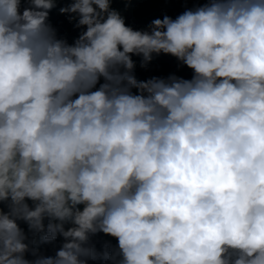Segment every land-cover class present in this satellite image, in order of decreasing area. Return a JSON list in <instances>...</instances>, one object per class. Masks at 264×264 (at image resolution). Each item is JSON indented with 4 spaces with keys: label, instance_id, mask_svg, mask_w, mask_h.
<instances>
[{
    "label": "clouds",
    "instance_id": "1",
    "mask_svg": "<svg viewBox=\"0 0 264 264\" xmlns=\"http://www.w3.org/2000/svg\"><path fill=\"white\" fill-rule=\"evenodd\" d=\"M56 6L0 0V264H264V0L144 31L111 0H72L73 44ZM160 54L193 77L139 81L132 57ZM25 230L64 243L40 255ZM99 233L118 246L98 251Z\"/></svg>",
    "mask_w": 264,
    "mask_h": 264
},
{
    "label": "trees",
    "instance_id": "2",
    "mask_svg": "<svg viewBox=\"0 0 264 264\" xmlns=\"http://www.w3.org/2000/svg\"><path fill=\"white\" fill-rule=\"evenodd\" d=\"M71 2L72 0H57V6L50 11L47 23L55 29L58 39L67 41V38L71 37L73 44L79 38L81 32L86 31V28L76 27L77 20L73 15L61 14L60 8L67 7ZM207 2L208 0H111V8L119 11L125 20L126 26L134 30L144 31L149 29V26L155 19H163L164 16L175 19L185 10L201 7ZM62 16L63 18H61ZM60 23H68V37L62 30H58L57 26ZM132 59L136 64L134 74L139 81H146L153 77L168 78L171 75L183 79H191L194 75L191 69L171 55H154L151 63L147 65V68L141 67V57L134 55ZM29 202L32 203L31 201ZM80 207L82 210L83 206ZM45 223L47 224V220ZM20 224L27 226L24 222ZM25 233L29 237L30 248L35 249L40 255L54 256L56 251L64 243L62 237H58L52 243H42L39 236L33 238L32 234L28 231L25 230ZM91 242L98 251H104L108 247L116 248L118 246L116 239L106 236L103 233L93 236ZM35 258L31 252L26 253V259L32 261ZM88 264H111V262L90 260Z\"/></svg>",
    "mask_w": 264,
    "mask_h": 264
},
{
    "label": "rangeland",
    "instance_id": "3",
    "mask_svg": "<svg viewBox=\"0 0 264 264\" xmlns=\"http://www.w3.org/2000/svg\"><path fill=\"white\" fill-rule=\"evenodd\" d=\"M28 203L30 204V206H31V204L32 203H30L29 201H28ZM0 208H3V210L5 211V212H7L8 211V207H7V204H0ZM19 223V225H20V223L21 222H18Z\"/></svg>",
    "mask_w": 264,
    "mask_h": 264
}]
</instances>
